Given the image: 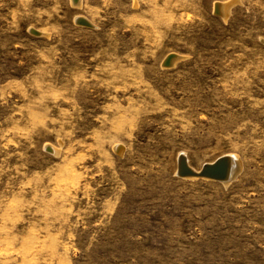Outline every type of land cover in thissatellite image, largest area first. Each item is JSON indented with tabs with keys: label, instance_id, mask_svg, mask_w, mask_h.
<instances>
[{
	"label": "rangeland",
	"instance_id": "1",
	"mask_svg": "<svg viewBox=\"0 0 264 264\" xmlns=\"http://www.w3.org/2000/svg\"><path fill=\"white\" fill-rule=\"evenodd\" d=\"M0 264H264V0H0Z\"/></svg>",
	"mask_w": 264,
	"mask_h": 264
},
{
	"label": "bare ground",
	"instance_id": "2",
	"mask_svg": "<svg viewBox=\"0 0 264 264\" xmlns=\"http://www.w3.org/2000/svg\"><path fill=\"white\" fill-rule=\"evenodd\" d=\"M79 1L80 0H78V2ZM217 8H218L219 12H221L225 16L227 15V13H228V6L227 5L218 3L217 4ZM79 19H82V20H84L85 22H88V23H92L91 21H89L84 16H79ZM117 147L120 148L121 146L118 145ZM223 156H226V158H224L221 162H219V163H217L215 165H212L220 157H223ZM227 156L228 155L218 156L212 161L205 162L200 169L193 168L191 166V164L188 162V160L185 159V164L182 167V173L185 174V173H188V172H194L195 174L199 175L200 172H202V173L208 175L207 177H203V178H207V179H210V180L227 183L232 178H234L240 172V170L242 169V162H241L240 157H238L235 154L234 155H229V157H227ZM229 167H230V169H229ZM227 175H228V177H227ZM183 176H186V175H183ZM187 177H195L196 178V177H199V176H187ZM225 177H227V178H225Z\"/></svg>",
	"mask_w": 264,
	"mask_h": 264
},
{
	"label": "water",
	"instance_id": "3",
	"mask_svg": "<svg viewBox=\"0 0 264 264\" xmlns=\"http://www.w3.org/2000/svg\"><path fill=\"white\" fill-rule=\"evenodd\" d=\"M77 20H78V22H79L80 24H83V25H86V26H90V25H91L90 23L85 22V21L82 20V19H77ZM33 33H35V34H37V35L40 34V32L37 31V30H35V29H33ZM172 58H173V54L169 55V56L166 58V60H165V64H166V65H169V64L171 63ZM224 158H226V156L220 157V158H219L216 162H214L212 165H215V164L221 162ZM185 159H186V158H185V156H183V155H181V156L179 157V163H180V164H179V168H178V170H177V173H178L179 176H183V175H186V176H199V177H202V178L208 176V175H206V174H204V173H202V172H200L199 175L195 174L194 172H188V173L183 174V173H182V167H183V165L185 164ZM229 169H230V167H229ZM228 172H229V171H228ZM227 177H228V175H227ZM227 177H225V178H227Z\"/></svg>",
	"mask_w": 264,
	"mask_h": 264
}]
</instances>
